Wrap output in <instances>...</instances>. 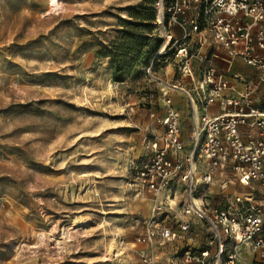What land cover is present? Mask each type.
Instances as JSON below:
<instances>
[{"label": "rangeland", "instance_id": "obj_1", "mask_svg": "<svg viewBox=\"0 0 264 264\" xmlns=\"http://www.w3.org/2000/svg\"><path fill=\"white\" fill-rule=\"evenodd\" d=\"M153 18V0H0V264H183L200 245L192 230L135 242L152 208L129 191L160 131L149 114L181 100L161 83L179 76Z\"/></svg>", "mask_w": 264, "mask_h": 264}, {"label": "built area", "instance_id": "obj_2", "mask_svg": "<svg viewBox=\"0 0 264 264\" xmlns=\"http://www.w3.org/2000/svg\"><path fill=\"white\" fill-rule=\"evenodd\" d=\"M153 8L157 55L179 76L161 83L186 98L191 130L182 135L165 93L163 113L149 114L160 131L143 137L146 154L129 182L152 200L135 242L163 245L192 230L200 245L182 252L183 264H264V100L256 94L264 85V0H154ZM237 62L255 74L234 70Z\"/></svg>", "mask_w": 264, "mask_h": 264}, {"label": "crops", "instance_id": "obj_3", "mask_svg": "<svg viewBox=\"0 0 264 264\" xmlns=\"http://www.w3.org/2000/svg\"><path fill=\"white\" fill-rule=\"evenodd\" d=\"M215 63L217 64V65H224L223 64V62H220V61H215ZM234 70H236V71H239V72H242V73H244V74H246V75H254L255 74V72L252 70V68L250 67V66H247V65H245V64H243V63H240V62H237V64H236V66H235V68H234ZM184 85L186 86V87H189V85H187V84H185L184 83ZM262 87H264V85H261L260 86V88L258 89V91L256 92V94H257V96H258V98H259V100H261V101H263L264 100V91H261V88ZM174 92L172 93V95H173V99L175 100L176 99V97H178V99H181V100H179V101H177V104H178V106L179 107H177V106H175V104L173 103V105H174V107L177 109V111H178V114L180 115V119L182 120V122L184 121L183 119H184V115H183V113L185 112V107H186V103H185V106L182 104V99H185V98H183L184 97V95L180 92V91H178V90H173ZM182 105H183V107H182ZM184 110V111H183ZM213 111H216V108H213ZM189 118V117H188ZM190 119V118H189ZM202 230H204V227H202V226H200L199 225V229H198V231L199 232H201ZM197 236V235H196ZM197 238L199 239H196V241H200V239L202 240L203 238H202V236L199 234L198 236H197ZM244 264H246V262H244Z\"/></svg>", "mask_w": 264, "mask_h": 264}, {"label": "bare ground", "instance_id": "obj_4", "mask_svg": "<svg viewBox=\"0 0 264 264\" xmlns=\"http://www.w3.org/2000/svg\"><path fill=\"white\" fill-rule=\"evenodd\" d=\"M58 4H59V0H50V7H51V9L57 7ZM175 106L179 107L177 103H175ZM150 213H151V206H150ZM150 213H149V214H150ZM121 246H122V244H121ZM114 247H115V246H113V248H114ZM115 248H116V247H115ZM118 249H119V248H118Z\"/></svg>", "mask_w": 264, "mask_h": 264}, {"label": "trees", "instance_id": "obj_5", "mask_svg": "<svg viewBox=\"0 0 264 264\" xmlns=\"http://www.w3.org/2000/svg\"><path fill=\"white\" fill-rule=\"evenodd\" d=\"M154 1V0H153ZM153 11H154V8H153ZM153 19H155V12H154V18ZM158 46H159V44H160V39L158 38ZM162 58H164L163 56H161ZM116 77H119V76H116Z\"/></svg>", "mask_w": 264, "mask_h": 264}]
</instances>
